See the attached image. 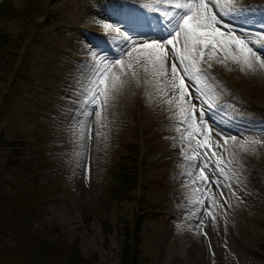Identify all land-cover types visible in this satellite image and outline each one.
<instances>
[{
    "label": "rangeland",
    "instance_id": "obj_1",
    "mask_svg": "<svg viewBox=\"0 0 264 264\" xmlns=\"http://www.w3.org/2000/svg\"><path fill=\"white\" fill-rule=\"evenodd\" d=\"M155 3L0 0V26L22 43L16 48L19 55L9 64L0 57V140L24 142V149L16 154L0 144V184L14 180L22 185L36 177L49 193L42 217L33 228L41 238L62 247L77 242L85 257L97 255L98 264H121L123 236L119 230L124 219L134 225L142 209L160 212L142 224L139 248L147 264H264V70L258 65L254 71H241L240 65L224 60L221 54L209 61L211 67L202 64L207 75L189 88L195 97L193 88L198 87L205 99L218 106L205 114L214 129V141L223 145L215 129L225 132L227 127L228 133L236 135L237 144L245 138L260 141L246 144L247 150L215 149L232 163L225 166L224 176L205 170L209 181L217 179L221 184L220 188L211 185L210 198L197 191L204 187L202 182L193 184L188 175L197 174L199 162L194 168L181 154L180 136L188 133L179 121L178 101L169 104L171 91L159 92L155 82L146 85L145 80L152 77L146 76L134 59L133 69L122 77L128 82L102 113V124L81 115L83 99L94 78L95 60L118 55L123 38L116 27L134 40H166L170 35L169 21L144 7ZM237 7L247 11L230 22L251 32L250 39L256 40L261 51L264 0H244ZM105 23L112 27L104 29ZM257 34L260 39H256ZM93 52L97 53L95 58ZM24 54L27 62L20 71ZM261 55L264 57L262 51ZM171 63V59L166 63L169 79ZM196 115L199 121V113ZM85 119L92 121L91 138L85 125L81 140L78 121ZM131 144L140 147L141 184L133 191V198L112 200L107 205L111 176ZM230 152L235 153L234 159ZM8 157L21 164L31 160L32 166H28L30 170L26 165L10 167ZM201 198L203 206L191 202ZM211 199L217 202L215 206H211ZM205 209L213 212L215 220L204 215ZM84 211L91 217L89 225L82 217ZM105 221L111 226L109 235L104 232ZM200 233H206L207 240H201ZM32 249L27 242L1 238L0 264H58L61 260V256L57 260L50 255L29 260Z\"/></svg>",
    "mask_w": 264,
    "mask_h": 264
},
{
    "label": "snow or ice",
    "instance_id": "obj_2",
    "mask_svg": "<svg viewBox=\"0 0 264 264\" xmlns=\"http://www.w3.org/2000/svg\"><path fill=\"white\" fill-rule=\"evenodd\" d=\"M144 7L158 12L169 21L170 35L166 40H134L116 27L114 30L123 38L120 45L124 46H118L116 58L100 56L98 60H95L94 78L90 81L91 87L83 99L84 110L81 115L94 117L97 125L102 124V113L108 107L114 94L128 82L122 77L133 69L134 59L135 65L142 67L146 76L152 77L151 80H145L146 85L155 82L159 92L167 94L165 89L171 91L172 97L168 100L169 104L178 101L176 107L179 121L186 125L183 131L188 133L187 136L183 133L180 136L183 145L181 154L191 162L194 168L197 161L199 162L197 174L193 176L189 173L188 175L192 178L191 183L202 182L204 187L197 191L202 193L203 198H210L211 185L216 184L217 188H220L221 184L217 179L209 181L205 170L207 169L208 173L217 171L224 176L226 175L225 166L232 163L231 160L225 161L215 149L221 148L223 151H229L230 147H239L247 150L246 144L260 141H249L245 138L237 144L236 135L221 132L219 129L215 131L223 140V145L214 141L212 139L214 129L205 120V114L218 106L213 100L205 99L198 87L193 88L196 92L195 97L192 96L189 88L193 86V83L198 85L202 77L207 75L202 64H208V67H211L209 61L221 54L224 60L230 59L233 63L240 65L241 71L245 68L254 71L257 65L264 70V57L256 45V40L250 39L252 33L238 29L234 23L230 22L247 11L246 7H237L233 0H224V2L221 0H156L155 4H147ZM103 27L107 30L112 25L105 23ZM256 39H260V34H257ZM92 55L95 58L97 53L93 52ZM125 58L128 59L127 65ZM169 59L172 61L170 79L166 68ZM224 60L219 62L224 63ZM132 75L137 77L135 71ZM161 78L164 81L163 87L160 86ZM137 82H139L138 77ZM197 104H200L199 108ZM78 123L80 139H84L85 125H87L89 138H91L92 121L85 119ZM177 131L181 129L178 128ZM261 132L264 133V130ZM197 137H202V139ZM193 141H195L194 144ZM229 154L233 159L235 158V153L230 152ZM226 186L230 187V185ZM203 198L193 199L191 202L203 206ZM216 203L215 199H211V206H215ZM204 215L212 216L215 220L210 209H205ZM200 227H203L202 221Z\"/></svg>",
    "mask_w": 264,
    "mask_h": 264
},
{
    "label": "trees",
    "instance_id": "obj_3",
    "mask_svg": "<svg viewBox=\"0 0 264 264\" xmlns=\"http://www.w3.org/2000/svg\"><path fill=\"white\" fill-rule=\"evenodd\" d=\"M21 46L22 43H20L18 39H13L0 26V57L3 60L5 59L7 64L12 62L19 55L16 48H20ZM26 58L27 56L24 54L19 66L20 71L24 69L27 62ZM18 81L19 76H17L16 83ZM3 143L5 147L9 148V152L13 154L20 153L22 148L24 149V147H22L24 145L23 141L0 140V144ZM127 149L128 153L122 156L118 167L111 176L112 187L110 189V198L106 201L107 205H111L112 200L133 198V191L141 184L138 165L140 147L136 144H131L127 146ZM6 164L10 167L18 165L23 167L26 165L25 167L29 168L28 166H32V161L25 160L21 164L18 159L8 157ZM47 193H49V189L45 185H39L36 177L34 182L29 183L28 181L22 185L17 184L14 180L9 181L7 185L2 186V184H0V239L9 237L15 240V243L24 241L32 244L33 249L29 252V260L34 258L35 261H38L39 258L50 255L57 260L61 256V260H59L58 264H96L97 255L94 254L85 257L79 250L77 242L72 246L67 245V247H62L59 243L41 238L37 232L38 230L33 228L35 221L42 217V209L45 206L43 203ZM150 212H148L147 209H142L141 213L134 221V225L128 219L123 220L122 227L119 230V233L123 236L121 264L148 263L145 257L141 255L139 246L142 243L141 232L143 222L151 215L155 216L158 214L154 209ZM82 217L85 224L89 225L91 222L90 215L84 211ZM103 225L105 234L109 235L111 232L110 224L105 221ZM11 249L13 251L12 247ZM29 264L35 263L29 262ZM50 264L57 263L51 261Z\"/></svg>",
    "mask_w": 264,
    "mask_h": 264
},
{
    "label": "bare ground",
    "instance_id": "obj_4",
    "mask_svg": "<svg viewBox=\"0 0 264 264\" xmlns=\"http://www.w3.org/2000/svg\"><path fill=\"white\" fill-rule=\"evenodd\" d=\"M224 1V0H223ZM244 0H233V3L237 6L238 4H240V3H242ZM261 51L264 53V46L263 47H261ZM228 127H227V129L225 130V132H227L228 131ZM211 264V263H210Z\"/></svg>",
    "mask_w": 264,
    "mask_h": 264
}]
</instances>
